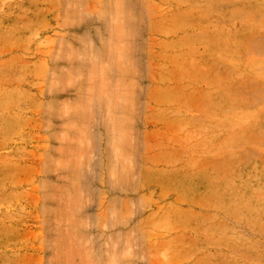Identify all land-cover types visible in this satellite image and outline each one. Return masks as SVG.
I'll return each instance as SVG.
<instances>
[{
  "label": "rangeland",
  "instance_id": "obj_1",
  "mask_svg": "<svg viewBox=\"0 0 264 264\" xmlns=\"http://www.w3.org/2000/svg\"><path fill=\"white\" fill-rule=\"evenodd\" d=\"M0 264H264V0H0Z\"/></svg>",
  "mask_w": 264,
  "mask_h": 264
}]
</instances>
